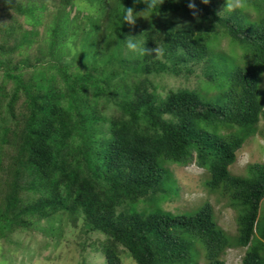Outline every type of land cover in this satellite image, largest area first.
Here are the masks:
<instances>
[{
	"label": "trees",
	"instance_id": "trees-1",
	"mask_svg": "<svg viewBox=\"0 0 264 264\" xmlns=\"http://www.w3.org/2000/svg\"><path fill=\"white\" fill-rule=\"evenodd\" d=\"M242 1L256 23L231 10L233 0L5 2L0 244L40 232L58 250L82 226L80 264L88 243L105 264H194L201 247L206 264H226L238 248L247 249L242 264H264V165L246 178L231 172L264 121V0ZM125 8L134 23L123 22ZM218 35L241 49L239 60L213 52ZM193 77L217 97L201 95L204 83L189 88ZM195 162L209 174L207 192L237 212L236 236L210 202L193 214L159 210L177 192L167 164ZM142 202L151 210H136ZM96 236L105 240L91 243Z\"/></svg>",
	"mask_w": 264,
	"mask_h": 264
},
{
	"label": "rangeland",
	"instance_id": "rangeland-1",
	"mask_svg": "<svg viewBox=\"0 0 264 264\" xmlns=\"http://www.w3.org/2000/svg\"><path fill=\"white\" fill-rule=\"evenodd\" d=\"M12 0H0V23L5 14V2ZM15 1V0H13ZM18 1V0H17ZM205 3V0H198ZM235 2V0H233ZM243 2V1H242ZM232 3V2H231ZM79 9L88 10L85 2H78ZM243 13L248 18V22L256 23L258 14L255 8H249L243 3ZM233 10L232 8H230ZM22 22H24L22 20ZM213 52L219 56H228L231 59L239 60L241 49L233 46L232 40L225 35H218V38L212 43ZM159 84L179 88L180 83L177 84L175 79L162 77L158 79ZM197 82L204 83L201 95L207 99L217 97L218 90L211 86L206 80H197L193 77L189 88H196ZM264 90V79H263ZM256 164L264 165V121L259 125L258 132L250 137L243 149L238 152L237 161L231 167V172L235 177H249L250 167ZM172 176V182L177 192L168 194L162 202L158 205L159 210L166 214L181 215L193 214L199 211L207 202L213 205L215 215L218 220L219 226L229 235L236 236L238 233L237 226V212L230 208L227 200L218 196L209 194L204 187L206 178L209 177L208 172L196 166L194 163L189 166H183L176 163H169L166 167ZM136 210H151V208L144 202L137 205ZM26 235V234H25ZM23 235L19 240V245H2L0 244V264H80L83 251L80 247L85 243L86 237L82 232V226L70 233L71 239H65L64 246L56 250L51 244L46 245L51 240L43 237L42 233H30ZM99 236L91 237V243L103 242L105 238ZM71 245V248L70 246ZM200 247V245H199ZM85 257L88 264H105V255L97 252L94 245L88 243ZM247 249H232L229 250L225 256L226 264H242L245 252ZM5 252L6 257H2L1 253ZM206 252L199 248V258L194 264H206ZM65 261L66 263H64ZM123 264H136L130 257H123Z\"/></svg>",
	"mask_w": 264,
	"mask_h": 264
},
{
	"label": "clouds",
	"instance_id": "clouds-1",
	"mask_svg": "<svg viewBox=\"0 0 264 264\" xmlns=\"http://www.w3.org/2000/svg\"><path fill=\"white\" fill-rule=\"evenodd\" d=\"M206 2H207V0H205V3ZM192 6L193 5H190V7H192ZM229 7L232 8L233 10H237V9L243 8L244 5H243L242 0H235V2H233V3H231L229 5ZM122 20H123V22L134 23L135 16H134L133 9H131V8H125V10L123 12V15H122ZM126 47L129 50H135V51L140 52L141 54H143L144 52H147V49H144L142 47V45L138 41H136L135 43H133L132 40H128V41H126ZM155 51L157 53V56H162L163 55V49L156 48ZM194 164L196 165V162Z\"/></svg>",
	"mask_w": 264,
	"mask_h": 264
}]
</instances>
